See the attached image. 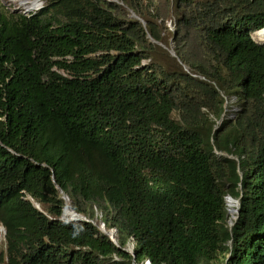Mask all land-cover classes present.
I'll return each instance as SVG.
<instances>
[{
  "label": "trees",
  "instance_id": "1",
  "mask_svg": "<svg viewBox=\"0 0 264 264\" xmlns=\"http://www.w3.org/2000/svg\"><path fill=\"white\" fill-rule=\"evenodd\" d=\"M263 26L264 0L0 5V264H264Z\"/></svg>",
  "mask_w": 264,
  "mask_h": 264
},
{
  "label": "rangeland",
  "instance_id": "2",
  "mask_svg": "<svg viewBox=\"0 0 264 264\" xmlns=\"http://www.w3.org/2000/svg\"><path fill=\"white\" fill-rule=\"evenodd\" d=\"M32 1L33 0H0V5L5 9L16 10L18 12H22V13L26 14L28 12H31V11H34V10L40 8L45 0H38V3H36V5H31L30 3ZM115 1H118V0H115ZM167 24H168L170 30L173 31V28H174L173 24H171L170 22H167ZM63 197L65 198V196H63ZM227 198H230V197H226V203H227ZM65 202H66V204H68V200L67 201L65 200ZM233 202H234V208H237V202L235 200ZM68 212H70V209H68V207L64 208V215L62 217H65V215H66V218L69 220L77 218V217H82V215L79 214L78 216L76 215L73 218H70V216L68 215ZM94 212H95V218L93 219V222H94V224L97 225V227L99 229V227L101 226V221H100L101 215L98 211H94ZM235 217H236V213L231 212L230 213V219H234ZM107 230H109V229H107ZM114 238H115V232H114ZM2 240H3V232H0V248H1ZM126 245H127L126 250H128V248H129L128 243Z\"/></svg>",
  "mask_w": 264,
  "mask_h": 264
},
{
  "label": "water",
  "instance_id": "3",
  "mask_svg": "<svg viewBox=\"0 0 264 264\" xmlns=\"http://www.w3.org/2000/svg\"><path fill=\"white\" fill-rule=\"evenodd\" d=\"M264 28V26L262 27V28H260V29H258V30H261V29H263ZM258 30H256V31H258ZM255 32V31H254ZM250 35V37H251V39H252V36H251V33L249 34ZM253 40V39H252ZM255 43H257V42H255ZM257 44H259V45H264V43H257ZM66 198V199H65ZM65 198H64V200H66L67 201V197L65 196ZM66 203V202H65ZM34 204V206L36 207V208H38V204L37 203H33ZM236 204V203H235ZM229 212L231 213V212H235L236 213V216H237V214H238V209L237 208H233V209H230L229 210ZM71 215L72 216H78L79 214L78 213H76V212H74V211H72L71 210ZM236 218V217H235ZM1 227H2V232H3V234H4V227L1 225ZM99 230L102 232V233H104V234H106V235H108V237L110 238V240H112L114 243H115V238H114V230H112V229H109V230H107L105 227H104V224L101 222V226L99 227Z\"/></svg>",
  "mask_w": 264,
  "mask_h": 264
},
{
  "label": "bare ground",
  "instance_id": "4",
  "mask_svg": "<svg viewBox=\"0 0 264 264\" xmlns=\"http://www.w3.org/2000/svg\"><path fill=\"white\" fill-rule=\"evenodd\" d=\"M38 3V0H33L30 4L31 5H36ZM255 40L258 43H264V28L258 31H255L253 34H251ZM227 205L229 206V209L234 208V202L231 198H227ZM0 232H2V227L0 226Z\"/></svg>",
  "mask_w": 264,
  "mask_h": 264
},
{
  "label": "built area",
  "instance_id": "5",
  "mask_svg": "<svg viewBox=\"0 0 264 264\" xmlns=\"http://www.w3.org/2000/svg\"><path fill=\"white\" fill-rule=\"evenodd\" d=\"M68 215L70 216V218H73L74 217L69 212H68ZM127 243H128V247H129L127 251L131 252L132 251V248H133V238L132 237H129ZM141 264H150V262L147 259H144L141 262Z\"/></svg>",
  "mask_w": 264,
  "mask_h": 264
},
{
  "label": "clouds",
  "instance_id": "6",
  "mask_svg": "<svg viewBox=\"0 0 264 264\" xmlns=\"http://www.w3.org/2000/svg\"><path fill=\"white\" fill-rule=\"evenodd\" d=\"M69 213H71V210H70V212Z\"/></svg>",
  "mask_w": 264,
  "mask_h": 264
}]
</instances>
